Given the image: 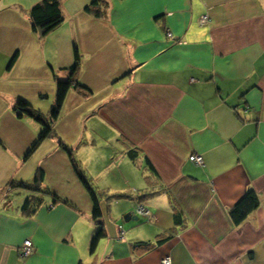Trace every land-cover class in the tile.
Returning a JSON list of instances; mask_svg holds the SVG:
<instances>
[{
    "label": "crops",
    "instance_id": "obj_1",
    "mask_svg": "<svg viewBox=\"0 0 264 264\" xmlns=\"http://www.w3.org/2000/svg\"><path fill=\"white\" fill-rule=\"evenodd\" d=\"M37 1L0 0V264H264V0H107L103 16L62 0L65 20L44 36ZM76 45L74 77L93 91L71 87L54 127L100 193L94 250L93 200L69 151L51 135L25 157L44 126L15 109L24 97L49 114ZM40 167L59 198L8 186ZM250 188L261 204L236 224L229 208ZM31 194L43 202L29 213Z\"/></svg>",
    "mask_w": 264,
    "mask_h": 264
},
{
    "label": "trees",
    "instance_id": "obj_2",
    "mask_svg": "<svg viewBox=\"0 0 264 264\" xmlns=\"http://www.w3.org/2000/svg\"><path fill=\"white\" fill-rule=\"evenodd\" d=\"M108 6L107 0H92L88 4H86L85 9L89 12L94 13L98 16H103L106 13V8ZM29 15L31 18V23L33 30L38 32L40 35L44 36L59 26L65 20V14L63 11V4L62 0H39L37 1L29 10ZM17 58V54L13 55L11 58L10 63L12 64ZM82 58V53L79 50L78 46H75V61L69 67L70 73L67 78L58 79L57 80V94L55 101L50 109L49 114L43 113L41 110H38L33 106V104L24 97H18L16 99L15 109L19 116L23 115H31L34 118L38 119L44 126L43 130L41 131L37 140L31 145V147L27 150L25 157L31 156L35 150L39 147L42 141L51 135H55L61 139L62 145L69 151L77 170L79 172L80 178L83 182L87 185L92 200L94 204L93 209V218L97 225V229L92 237L91 240V250H94L97 246L99 240L106 235V227L105 222L103 219V210L100 203L101 197L100 193L96 191L95 186H93L87 177L86 173L81 169L79 164L76 162L75 157L73 156V150L71 146L66 144L61 136L59 135L58 131L54 127V122L59 117L65 99L67 97L68 91L71 87L75 86L76 88L80 89L82 92L86 94L92 93V88L81 81L75 79V73L79 68L80 62ZM131 155L134 157L135 152L132 150L130 151ZM45 176L44 168L40 167L32 182L12 178L8 186L13 188H34L35 190H39L41 192L53 193L55 198H59V195L55 193L54 190L51 188H44L42 187V181ZM123 194H110L109 197H119ZM43 202V198L40 195H29L23 206L22 209L26 212L32 213L34 212ZM173 204L175 208L174 218L175 224L182 225L184 222V212L179 207L175 199L173 198ZM261 204V199L259 193L254 189H248L245 194L229 208V213L231 218L236 224H240L243 222L248 216L253 212L259 205ZM174 233L169 234L165 238L159 240V242L165 241L166 239H170ZM148 243V242H147Z\"/></svg>",
    "mask_w": 264,
    "mask_h": 264
},
{
    "label": "built area",
    "instance_id": "obj_3",
    "mask_svg": "<svg viewBox=\"0 0 264 264\" xmlns=\"http://www.w3.org/2000/svg\"><path fill=\"white\" fill-rule=\"evenodd\" d=\"M208 19H209V16L207 14H204L201 18V20L203 22L208 21ZM190 158H191V160H193L194 162H196L198 164L204 163V156L202 153L194 152L190 155ZM137 210L146 216L151 215V210L148 207H146L145 205H143L142 203H138ZM120 227H122V226H120ZM33 250H34L33 241L30 238L25 239L23 246H22V254L23 255H29L33 252ZM162 263L163 264H173L172 256L170 254L165 255L162 258Z\"/></svg>",
    "mask_w": 264,
    "mask_h": 264
},
{
    "label": "water",
    "instance_id": "obj_4",
    "mask_svg": "<svg viewBox=\"0 0 264 264\" xmlns=\"http://www.w3.org/2000/svg\"><path fill=\"white\" fill-rule=\"evenodd\" d=\"M134 211H128L125 213V219H130L132 217V214H133ZM134 218H138L139 215H135L133 216Z\"/></svg>",
    "mask_w": 264,
    "mask_h": 264
},
{
    "label": "rangeland",
    "instance_id": "obj_5",
    "mask_svg": "<svg viewBox=\"0 0 264 264\" xmlns=\"http://www.w3.org/2000/svg\"><path fill=\"white\" fill-rule=\"evenodd\" d=\"M56 91H57V90H56ZM44 94H46V93H44ZM46 96H48V95H45V96L43 97V99H45V101L48 100V97H46ZM33 105H34V103H33ZM35 108H37V107H35ZM37 109H40V108H37ZM67 119H68V118H67ZM124 222H126V220H125Z\"/></svg>",
    "mask_w": 264,
    "mask_h": 264
}]
</instances>
